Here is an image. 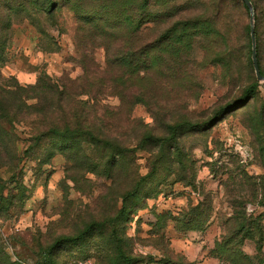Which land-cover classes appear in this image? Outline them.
Returning a JSON list of instances; mask_svg holds the SVG:
<instances>
[{"label":"rangeland","instance_id":"1","mask_svg":"<svg viewBox=\"0 0 264 264\" xmlns=\"http://www.w3.org/2000/svg\"><path fill=\"white\" fill-rule=\"evenodd\" d=\"M217 1L222 11L216 15ZM47 2L0 0L2 263L123 264L121 250L132 264H231L216 250L232 237L228 246L264 264V81L256 78L251 56L225 49L215 32L232 17L249 22L241 4L150 0L153 21L135 39L151 40L153 94L132 105L131 122L108 130L134 150L116 156L121 164L107 177L88 143L73 142L68 150L45 139L30 147L37 131L69 123L82 108L56 101L49 107L32 89L54 84L73 91V100L93 104L73 120L100 129L101 106L119 105L103 84L113 70L102 44L127 29L116 25L95 37L104 0H54L52 12L43 9ZM175 12L205 15L208 32L171 44L163 31ZM78 39L88 46L84 56ZM87 89L93 100L78 94ZM178 121L194 127L177 128V149L134 148L143 130L168 135L165 126ZM95 162L102 171H88ZM133 186L139 191L127 201L132 211L120 215L122 193ZM240 222L245 228L233 234Z\"/></svg>","mask_w":264,"mask_h":264},{"label":"trees","instance_id":"2","mask_svg":"<svg viewBox=\"0 0 264 264\" xmlns=\"http://www.w3.org/2000/svg\"><path fill=\"white\" fill-rule=\"evenodd\" d=\"M54 0H48L47 5H43V9L52 12L54 10ZM105 4L101 6L98 12L100 21L103 23L101 27H94L98 32L95 37L105 33V28H116V25L123 26L126 32L122 38H119L111 44L103 43L106 49V60L108 63L107 70L113 73H107V81L103 82L104 85L111 88V93L116 95L119 99L118 107L110 109L109 107H104L98 111V116L95 120L101 122V128L93 126V122L89 121V126L84 127V124L79 123L73 117L79 116V112L82 109L83 114H87L92 110L93 104H87L86 100H73L72 92L70 90L60 89L58 85L47 84L38 87L37 89H32L35 92L34 97L44 98L45 104L49 107L53 105L54 101L57 103L64 102L71 106L74 103L79 104L82 108L75 109L71 116V121L66 124H54L45 127L42 130L37 131L32 135V142L30 147L39 145L45 139H58L59 142L64 143V147L70 150L72 148V143L85 142L90 144L92 152H95L97 160H100V165L103 168V172L107 177H111L112 170L121 164V161L116 158L118 155H122L124 152H130L134 149L127 148L119 141L118 137L110 136L108 130L116 128V125H122L123 121L129 120V111L132 105L136 102L143 101L145 97L152 95V78L150 73V67L152 60L149 57L151 50V40L135 39L136 36L142 31V28L153 21V15H151L150 10V0H104ZM239 2L241 6L249 15L247 6L242 0H232ZM253 7V27L254 35L256 40V57L259 66L260 73L264 76V69L261 68V61H264V0H250ZM217 15L221 13L222 8L220 4H215ZM169 23L166 25L165 31H163L166 39L171 44L174 43H185L191 40V37L196 34L202 35V33H207L210 23L205 15H192L191 13L184 12V14H179L178 12L173 13V16L167 17ZM105 22L109 24L105 25ZM226 28L222 30L215 29L218 39L222 41V46L229 51H234L239 49L241 53H245L251 56V39H250V23L246 20L244 16H236L235 18H230L227 23H225ZM133 37V38H132ZM104 38V36H103ZM114 40V39H113ZM94 41V40H93ZM93 44V43H89ZM87 44L78 39V48L81 54L86 55ZM90 49V48H89ZM221 59V54H219ZM118 67L119 71L115 72L113 68ZM88 68V67H87ZM117 69V68H116ZM39 85V82L38 84ZM36 85V86H37ZM252 90V91H251ZM253 92V88H248L247 92ZM78 94H86L93 100L95 98L92 96L90 90H83L78 92ZM71 96V97H70ZM70 99L68 100L67 98ZM78 111V112H77ZM124 112L127 116L122 118ZM96 113V111H95ZM130 121V120H129ZM131 122V121H130ZM182 122V124H180ZM178 121L176 123H169L165 126L168 130V135L156 136L150 132V130H143L141 136H139L137 144L134 148L141 149H154L158 147L161 151L168 147L178 148L177 138L175 137L177 128L180 126L194 127V124L190 122ZM96 128L99 132H94L91 130ZM103 128V129H102ZM63 151V150H61ZM180 160V159H179ZM181 161V160H180ZM98 163H92L91 169L88 171H97L99 169ZM155 169V161H153L151 166V171ZM139 186H133L131 189H127L122 193V206L118 210V214L127 216L129 211L127 209V201L130 198L138 196ZM4 202V201H3ZM7 209V208H6ZM210 209V205H209ZM207 219H205L206 221ZM202 225H198L200 228ZM260 227V226H259ZM245 228V224L240 222L237 225V229L233 234H237ZM232 241V237H227L223 240L219 249L216 250V254L224 259L228 260L231 264H250L251 260L239 250V246H228ZM51 246V245H49ZM48 251V250H46ZM120 258L123 264H132V258L129 255L124 254L119 250ZM241 260V261H240ZM246 262V263H244ZM0 264L2 259L0 258ZM252 264V263H251Z\"/></svg>","mask_w":264,"mask_h":264},{"label":"water","instance_id":"3","mask_svg":"<svg viewBox=\"0 0 264 264\" xmlns=\"http://www.w3.org/2000/svg\"><path fill=\"white\" fill-rule=\"evenodd\" d=\"M248 8L249 11V23H250V39H251V61L253 65V69L255 72V76L258 80L264 81V76L260 73L257 57H256V40L254 35V27H253V7L250 0H242Z\"/></svg>","mask_w":264,"mask_h":264},{"label":"built area","instance_id":"4","mask_svg":"<svg viewBox=\"0 0 264 264\" xmlns=\"http://www.w3.org/2000/svg\"><path fill=\"white\" fill-rule=\"evenodd\" d=\"M74 264H92L90 260L88 259H83V260H78Z\"/></svg>","mask_w":264,"mask_h":264}]
</instances>
